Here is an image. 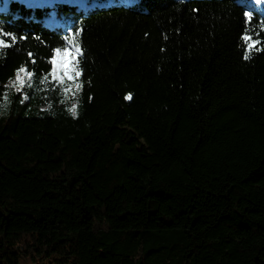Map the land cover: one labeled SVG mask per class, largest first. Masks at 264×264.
I'll return each mask as SVG.
<instances>
[{"label": "trees", "instance_id": "trees-1", "mask_svg": "<svg viewBox=\"0 0 264 264\" xmlns=\"http://www.w3.org/2000/svg\"><path fill=\"white\" fill-rule=\"evenodd\" d=\"M247 30L264 47V0H0L17 37L0 52V264H264ZM77 32L73 96L43 77Z\"/></svg>", "mask_w": 264, "mask_h": 264}, {"label": "snow or ice", "instance_id": "snow-or-ice-1", "mask_svg": "<svg viewBox=\"0 0 264 264\" xmlns=\"http://www.w3.org/2000/svg\"><path fill=\"white\" fill-rule=\"evenodd\" d=\"M248 19L251 21V14H248ZM79 32L75 36L69 37L68 45L63 48H56L53 54L52 59L49 63L52 65L51 71L48 75L43 77V82H47L49 76L57 84L63 87L65 94L71 92L75 96L82 88L83 84L79 82V78L83 75V69L81 68V62L84 58V52L81 50L77 37ZM258 36V34H257ZM7 38V39H6ZM17 37L11 35L8 32L0 33V52L2 50L12 47ZM244 43L247 45V50L244 58L250 59L251 53L253 50L257 52H264V47H256L262 43L261 39H253L250 30H247L245 34L241 37ZM71 50V55H69ZM80 57V59H78ZM32 63H35L33 60ZM23 74V75H22ZM34 73L29 71L27 67L21 66L16 73V80L12 82V86L16 87L20 85V88L17 90H22L25 83L31 87V80ZM28 96L25 94L24 99H27ZM126 99L131 100L132 96L128 95ZM73 115H76V105L74 104L72 108L69 109Z\"/></svg>", "mask_w": 264, "mask_h": 264}, {"label": "rangeland", "instance_id": "rangeland-1", "mask_svg": "<svg viewBox=\"0 0 264 264\" xmlns=\"http://www.w3.org/2000/svg\"><path fill=\"white\" fill-rule=\"evenodd\" d=\"M251 10H252V8H251ZM71 54H72V53H71V50H70L69 55H71ZM22 75H23V74H22ZM15 80H16V78H15L12 82H14ZM12 82H11V84H10L11 87H13V86H12ZM13 88L18 89V88H20V85H17L16 87H13ZM66 95H72V93L69 92V93H67Z\"/></svg>", "mask_w": 264, "mask_h": 264}]
</instances>
